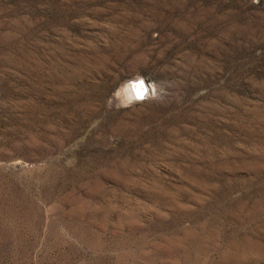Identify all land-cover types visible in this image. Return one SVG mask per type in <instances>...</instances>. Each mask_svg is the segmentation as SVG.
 Wrapping results in <instances>:
<instances>
[{
	"label": "rangeland",
	"instance_id": "rangeland-1",
	"mask_svg": "<svg viewBox=\"0 0 264 264\" xmlns=\"http://www.w3.org/2000/svg\"><path fill=\"white\" fill-rule=\"evenodd\" d=\"M0 264H264V0H0Z\"/></svg>",
	"mask_w": 264,
	"mask_h": 264
},
{
	"label": "clouds",
	"instance_id": "clouds-1",
	"mask_svg": "<svg viewBox=\"0 0 264 264\" xmlns=\"http://www.w3.org/2000/svg\"><path fill=\"white\" fill-rule=\"evenodd\" d=\"M163 89L156 84L151 85V90L142 99L159 100L162 98Z\"/></svg>",
	"mask_w": 264,
	"mask_h": 264
},
{
	"label": "bare ground",
	"instance_id": "bare-ground-1",
	"mask_svg": "<svg viewBox=\"0 0 264 264\" xmlns=\"http://www.w3.org/2000/svg\"><path fill=\"white\" fill-rule=\"evenodd\" d=\"M136 87L137 88L132 87V89H131L130 85L128 83H126L125 90L128 92L129 97H133L136 95V97L134 98V99H136L138 97V95L143 92V87H142L141 83H138Z\"/></svg>",
	"mask_w": 264,
	"mask_h": 264
},
{
	"label": "snow or ice",
	"instance_id": "snow-or-ice-1",
	"mask_svg": "<svg viewBox=\"0 0 264 264\" xmlns=\"http://www.w3.org/2000/svg\"><path fill=\"white\" fill-rule=\"evenodd\" d=\"M143 93H141V95H142Z\"/></svg>",
	"mask_w": 264,
	"mask_h": 264
}]
</instances>
